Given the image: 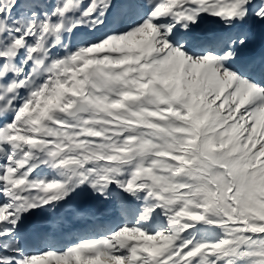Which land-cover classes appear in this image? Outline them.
Here are the masks:
<instances>
[{"label": "snow or ice", "instance_id": "obj_1", "mask_svg": "<svg viewBox=\"0 0 264 264\" xmlns=\"http://www.w3.org/2000/svg\"><path fill=\"white\" fill-rule=\"evenodd\" d=\"M0 264H264V0H0Z\"/></svg>", "mask_w": 264, "mask_h": 264}]
</instances>
